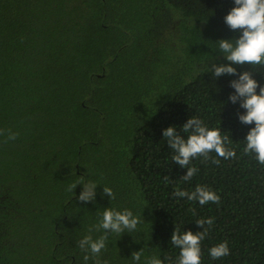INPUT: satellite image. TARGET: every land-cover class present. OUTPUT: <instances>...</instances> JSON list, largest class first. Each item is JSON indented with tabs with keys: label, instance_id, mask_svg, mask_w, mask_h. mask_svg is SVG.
I'll use <instances>...</instances> for the list:
<instances>
[{
	"label": "trees",
	"instance_id": "obj_1",
	"mask_svg": "<svg viewBox=\"0 0 264 264\" xmlns=\"http://www.w3.org/2000/svg\"><path fill=\"white\" fill-rule=\"evenodd\" d=\"M234 6L0 0V128L19 133L0 137V264H84L77 242L108 207L141 218L137 231L109 236L100 255L108 264H133L142 248L140 264L152 255L174 261L175 227L202 231L196 220L209 217L202 264H264V165L242 155L254 124L241 123L246 110L229 100L238 75L206 71L229 63L217 41L240 35L224 22ZM233 67L264 85V69ZM191 116L228 135L237 157L219 166L194 160L199 172L184 182L187 169L171 160L163 130L175 126L186 138ZM81 177L97 182L95 201L77 199L83 185L66 191ZM197 184L214 190L219 205L172 197ZM223 241L230 255L213 260L209 248Z\"/></svg>",
	"mask_w": 264,
	"mask_h": 264
},
{
	"label": "clouds",
	"instance_id": "obj_2",
	"mask_svg": "<svg viewBox=\"0 0 264 264\" xmlns=\"http://www.w3.org/2000/svg\"><path fill=\"white\" fill-rule=\"evenodd\" d=\"M234 7L224 17L225 24L230 30L239 32L238 38L220 39L218 50L229 62L227 64L212 63L206 71L212 72L214 78L223 74L238 75V79L230 82L235 92L230 94L229 100L232 103L240 102V107L246 112L239 114V120L245 125H252L247 133L245 146L242 155L255 159L260 165H264V85L253 78L251 72L244 71L237 73L233 65L252 66L253 69H264V0H234ZM191 83L190 79L185 84ZM259 87V92L257 88ZM182 131L187 137L180 135L175 126H169L163 130V137L166 139L173 155L171 160L187 172L181 177L184 182H189L199 172V168L193 166L194 160H201L202 163L211 162L217 166L221 160L236 159L237 154L234 148L229 147L231 143L228 135H223L220 128H209L203 120L191 116L182 125ZM19 136L18 132L11 129L0 128V137H5L4 142L15 141ZM215 153V156L212 155ZM167 180L168 177L165 176ZM83 185L77 199L81 202L95 201L97 182H85L83 177L78 181L69 184L68 192H74L76 186ZM102 195H107L110 200L115 199V193L111 187L103 186ZM174 198H186L188 201H198L201 206L209 203L219 205L220 196L206 185L197 184L192 191L177 187L172 192ZM195 214V209H191ZM141 223L140 216L134 215L130 209L117 210L116 208H105L99 215L97 223L90 225L87 234L77 243L79 249L84 253V264L91 259L93 264H108V261H101L100 255L107 248V242L111 234L121 236L124 232L132 233L138 230ZM196 224L202 227V231L192 232L191 230L181 232L175 227L171 235V243L179 249V254L173 261L171 257L165 259L156 255L146 257L144 264H202L201 244L208 236L209 229L214 224V218H200ZM207 225V227H205ZM102 233L94 238L93 233ZM143 255V248L131 254L133 264H140ZM209 255L213 260L222 259L230 255L227 241L220 242L209 248Z\"/></svg>",
	"mask_w": 264,
	"mask_h": 264
}]
</instances>
